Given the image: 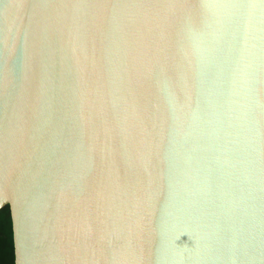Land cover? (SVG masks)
Instances as JSON below:
<instances>
[{
	"label": "water",
	"instance_id": "95a60500",
	"mask_svg": "<svg viewBox=\"0 0 264 264\" xmlns=\"http://www.w3.org/2000/svg\"><path fill=\"white\" fill-rule=\"evenodd\" d=\"M16 264H264V0H0V211Z\"/></svg>",
	"mask_w": 264,
	"mask_h": 264
},
{
	"label": "trees",
	"instance_id": "16d2710c",
	"mask_svg": "<svg viewBox=\"0 0 264 264\" xmlns=\"http://www.w3.org/2000/svg\"><path fill=\"white\" fill-rule=\"evenodd\" d=\"M0 264H16L13 222L9 206L0 211Z\"/></svg>",
	"mask_w": 264,
	"mask_h": 264
}]
</instances>
